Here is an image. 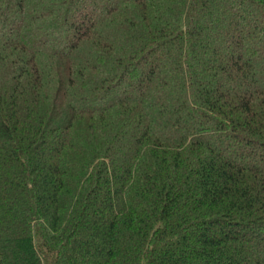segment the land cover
Returning a JSON list of instances; mask_svg holds the SVG:
<instances>
[{"label":"trees","instance_id":"1","mask_svg":"<svg viewBox=\"0 0 264 264\" xmlns=\"http://www.w3.org/2000/svg\"><path fill=\"white\" fill-rule=\"evenodd\" d=\"M0 264H264V0H0Z\"/></svg>","mask_w":264,"mask_h":264}]
</instances>
